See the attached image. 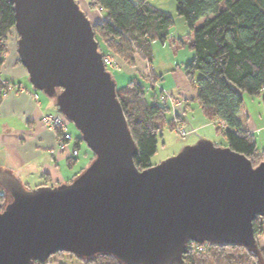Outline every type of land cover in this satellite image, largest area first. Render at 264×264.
<instances>
[{
	"label": "water",
	"instance_id": "1",
	"mask_svg": "<svg viewBox=\"0 0 264 264\" xmlns=\"http://www.w3.org/2000/svg\"><path fill=\"white\" fill-rule=\"evenodd\" d=\"M19 60L33 88L55 99L95 154L73 180L25 188L0 170V264H34L58 251L110 253L124 264H183L189 241L257 248L264 161L199 141L139 170L116 84L76 0H10ZM58 90V91H57Z\"/></svg>",
	"mask_w": 264,
	"mask_h": 264
},
{
	"label": "trees",
	"instance_id": "2",
	"mask_svg": "<svg viewBox=\"0 0 264 264\" xmlns=\"http://www.w3.org/2000/svg\"><path fill=\"white\" fill-rule=\"evenodd\" d=\"M175 3L176 14L183 17L191 30L188 37L171 36L169 27L173 16L149 0H91V5L105 13L103 20L92 23L102 55L111 54L131 67L137 54L147 63L146 77L137 73L115 89L136 146L135 166L139 170L150 167V157L156 152L163 125L166 123L169 129H175V119L181 120L176 112L168 119L171 107L159 102L163 90H158L156 84L161 76L151 68L155 41L168 42L174 48L187 41L193 57L182 67L196 92L202 113L214 121L216 130L225 139L224 146L244 154L253 166L258 165L264 160V151L257 147L254 134L249 131L243 93L260 96L264 108V0H175ZM14 24L12 2L0 0V69ZM100 43L104 44V50ZM195 72L199 73L196 78ZM6 88L0 78V100ZM81 140V136L77 138L75 147ZM75 158L68 156L67 159L73 163ZM4 206L5 203L0 204V211ZM253 231L255 237L264 233V216L254 218ZM198 245L192 241L187 243L182 254L183 264H221L220 254H228L232 248L238 253L245 251L256 258L257 264H264V247L253 251L237 243H203L202 249ZM63 253L67 252L58 251L34 264L53 262L56 259H51L52 256ZM77 256L83 264H124L110 253Z\"/></svg>",
	"mask_w": 264,
	"mask_h": 264
},
{
	"label": "crops",
	"instance_id": "3",
	"mask_svg": "<svg viewBox=\"0 0 264 264\" xmlns=\"http://www.w3.org/2000/svg\"><path fill=\"white\" fill-rule=\"evenodd\" d=\"M76 1L91 23L99 22L105 18L103 10L91 7V0ZM164 1H169L170 5L165 7L163 5ZM149 2L157 8L170 12L173 16V24L169 27L171 36L185 38L191 34V30L188 28L187 30L185 28L183 34H179L178 30L173 27L175 19H178L174 16L176 13L175 2H170V0H149ZM17 39L18 35L13 28L7 40V50L0 69V78L7 86L0 100V170L12 174L22 185L35 184L34 188L68 183L87 166L84 163L80 169H76L78 158L76 157L73 163H70L67 159L69 150L79 149L80 141L78 147H75L77 139L71 143L72 138L66 142L67 150H61L59 147V132L47 128L42 122V115L57 111L55 99L46 95L43 91L36 90L31 85L28 73L19 60ZM155 43L156 41L152 44L153 60L151 68L155 74L161 76L160 80H163L161 71L156 69ZM160 45L164 46L165 43ZM170 46L169 48L173 50L175 45ZM183 46L174 48L175 52L170 53L169 64L182 67L192 59V50L186 52L185 57L183 54L179 55L180 50L178 49ZM134 59V66L128 68L124 66L127 71L125 78L123 76L114 78L116 86L124 85L131 77L137 73H142V70L146 68L145 61L137 54L134 55ZM119 62L122 63V66L124 65L121 60ZM124 80L126 82L122 83ZM118 81L120 82L117 83ZM67 128L71 133L68 126ZM255 130L256 128H249V131L253 134H255ZM88 159L90 163L92 156ZM0 190L6 192L1 186Z\"/></svg>",
	"mask_w": 264,
	"mask_h": 264
},
{
	"label": "rangeland",
	"instance_id": "4",
	"mask_svg": "<svg viewBox=\"0 0 264 264\" xmlns=\"http://www.w3.org/2000/svg\"><path fill=\"white\" fill-rule=\"evenodd\" d=\"M164 2L165 3L163 5H165V7H168V5H170L169 1H164ZM170 2H175V0H170ZM91 7L94 6L91 5ZM174 16L175 18L178 19H175L174 22L175 24L173 25V27L178 30L179 34H183L184 33L183 31L185 30V28L187 30L188 26L186 25L183 17L176 15V13L174 14ZM185 42L186 44H183L184 46L178 49L180 50L179 55L183 54L184 56L186 52L187 53L189 51L191 52V49L189 48L187 41ZM160 44L161 43L159 42H156L154 44V48H155L154 56L156 61L155 62L156 69H158V71H161L160 73H162L163 80H159L156 86L158 90L162 89L163 92L170 94L173 99L179 101L175 107L170 108V111L167 113V118L169 119L170 117L174 116V112H176L180 115L181 120L175 119V121H177L175 129H169L166 123L163 125L161 130V135H158L157 137L156 152L150 157L151 166H158L166 162L168 159L176 155L185 147L196 144L199 141H203V140L210 141L216 146H224L225 144V139L223 135L216 130L215 125L213 124L214 121H211L202 113L199 104L195 98L196 92L193 89L191 82L187 78L183 67L169 64L168 58L171 57L170 53L173 54L175 52L174 48L173 50L169 48L171 46L169 45L168 42H166L164 46ZM100 46L102 50L105 49L103 43H100ZM111 56L113 58V61L118 65L116 64V66L113 67L112 69L107 67L106 68L107 71L110 73L114 81L116 77L118 78V76H123V78H125L127 75L126 73L127 71L124 66L126 65L123 63L124 65L122 66V63L119 62L117 57L113 55ZM126 67L128 68L130 66H126ZM146 69H147V63H146V68L142 70V73H144ZM198 75L199 73L195 72L194 78H196ZM119 82L120 81H118L117 83ZM124 82H126V80L122 81V83ZM168 100H170V97ZM243 104L246 112L249 115L248 118L249 128L251 127L256 128L254 137L256 140L257 147L260 150H263L264 149V108H263V103L261 101V97L258 95L251 96L247 93H243ZM68 124H69L68 125L69 130L73 135V139L71 141V143H73L75 139L81 136V133L72 121H69ZM181 130H184V133H182ZM92 153L93 152L87 146L86 142L81 140L80 147L78 149V155L75 156L78 158L77 160L78 162L76 164L78 166L76 167V169L77 168L80 169L84 163L87 164L88 166L90 163L88 162L89 159L87 160V158L92 156V160L94 159ZM26 185L27 186L24 185L25 188L33 189L35 184L29 183ZM0 186L5 190V188L3 187V185H1V183ZM1 195H3V197H1ZM9 200H10V196L8 192L6 191L4 193V191L0 190V204L3 203L6 204ZM256 241H257V247L260 248L264 247V233H261L258 236H256ZM251 249L254 251L255 247ZM229 250L230 249L227 248V251ZM219 258H223L222 260H224V261L222 260L220 261L221 264H257L258 263V262L256 263V258L254 256H251L249 253L245 251H241L240 253H238V251H236L235 248H232L231 251L228 252V254L226 253L220 254ZM51 259H56V260L45 264H83L82 260L78 258L77 255L69 252L63 253L62 255L52 256Z\"/></svg>",
	"mask_w": 264,
	"mask_h": 264
},
{
	"label": "built area",
	"instance_id": "5",
	"mask_svg": "<svg viewBox=\"0 0 264 264\" xmlns=\"http://www.w3.org/2000/svg\"><path fill=\"white\" fill-rule=\"evenodd\" d=\"M102 60L104 62L105 67L113 68L117 63L113 61V58L109 54L102 55ZM118 65V64H117ZM118 68V67H116ZM145 77L146 71H144ZM170 97V100H168ZM159 102L168 105L170 107H175L178 104V100L173 99L172 96L166 92L160 94ZM42 122L46 125L47 128L51 130H59L61 132L59 138V147L61 150H67L66 142L73 138L72 134L68 131V122L69 120L64 116L60 111H55L53 113H46L41 117ZM184 133V130H181ZM78 154V149L73 148L69 150V156H76ZM198 249H202L201 244L198 245Z\"/></svg>",
	"mask_w": 264,
	"mask_h": 264
}]
</instances>
